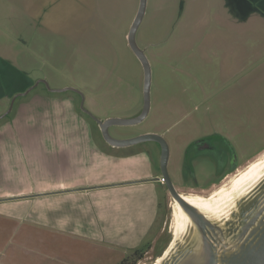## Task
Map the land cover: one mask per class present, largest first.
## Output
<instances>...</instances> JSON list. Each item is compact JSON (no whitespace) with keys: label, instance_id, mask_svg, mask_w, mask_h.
I'll return each instance as SVG.
<instances>
[{"label":"rangeland","instance_id":"374dc122","mask_svg":"<svg viewBox=\"0 0 264 264\" xmlns=\"http://www.w3.org/2000/svg\"><path fill=\"white\" fill-rule=\"evenodd\" d=\"M139 3L0 0V116L18 96L0 126L15 124L18 107L35 96L72 97L79 117L92 126L96 139L105 142L98 123L81 111L80 95L50 93V89L66 87L80 90L85 107L99 119L138 116L144 105V71L127 35ZM137 43L152 67L151 110L142 123L115 126L110 133L116 138L162 135L169 145L168 170L178 191L210 200L216 191L233 183L234 175L264 160V0H148ZM40 80L49 86L36 85ZM213 133L229 140L239 167L214 183V164L205 157L194 158L189 164L195 178L190 175L189 179L197 184L185 186L186 148L198 137ZM129 148L148 149L155 165L160 164L157 142L122 150ZM4 165L7 172L23 166L15 167L13 161ZM28 182L33 183L24 185ZM40 183L45 182L34 184ZM27 198L8 199L23 202ZM164 199L161 193L160 231L138 264H158L175 238L171 231L174 200L170 193L166 203ZM36 231L45 236L49 257L39 254L42 246H37L28 253L32 262L19 260L18 264H122L129 260L67 242L62 249L60 236L54 238L47 229Z\"/></svg>","mask_w":264,"mask_h":264},{"label":"crops","instance_id":"0c3cea01","mask_svg":"<svg viewBox=\"0 0 264 264\" xmlns=\"http://www.w3.org/2000/svg\"><path fill=\"white\" fill-rule=\"evenodd\" d=\"M35 98L21 103L15 124L0 126V264L32 262L28 253L37 246L48 258L38 229L60 236L62 249L67 242L124 260L152 244L160 231L161 193L165 203L169 194L153 154L96 139L76 112L75 98ZM5 161L23 166L7 172ZM19 196L28 198L9 200Z\"/></svg>","mask_w":264,"mask_h":264},{"label":"water","instance_id":"95a60500","mask_svg":"<svg viewBox=\"0 0 264 264\" xmlns=\"http://www.w3.org/2000/svg\"><path fill=\"white\" fill-rule=\"evenodd\" d=\"M148 0H140L137 15L127 35V42L144 71V105L134 118L99 119L85 107V95L66 87L51 92L73 91L81 96V110L98 123L103 140L114 148H128L144 142L161 146V173L172 199L185 215L186 224L158 264H264V171L234 194L223 214H211L187 201L174 185L168 170L170 149L160 134L148 133L132 138H116L111 127H129L142 123L151 110L152 67L145 51L137 43V33L145 18ZM48 83L40 80L39 83ZM18 96L13 97L10 110Z\"/></svg>","mask_w":264,"mask_h":264},{"label":"flooded vegetation","instance_id":"af4514ba","mask_svg":"<svg viewBox=\"0 0 264 264\" xmlns=\"http://www.w3.org/2000/svg\"><path fill=\"white\" fill-rule=\"evenodd\" d=\"M50 93L58 94L56 92H51V91ZM80 103H81V96H80ZM185 157H186V163L183 169L182 184L190 187H193L195 184H197L196 182H191L192 181L191 178L189 179L190 175L191 177L195 178L194 168L191 166V164H189V162L193 161L194 158L198 159L201 157H205L214 164L213 177L216 180L214 181V183L222 180L224 176H226L230 172H233L235 169L239 167V165H237V163L235 162L234 148L230 144L229 140L223 137V135L219 133L200 136L197 139L191 141V143L185 150ZM187 165H189L188 167L190 168H188Z\"/></svg>","mask_w":264,"mask_h":264},{"label":"bare ground","instance_id":"6f19581e","mask_svg":"<svg viewBox=\"0 0 264 264\" xmlns=\"http://www.w3.org/2000/svg\"><path fill=\"white\" fill-rule=\"evenodd\" d=\"M252 166H250L251 168L249 167V169L246 172L243 173L242 171L239 172V174L234 175L231 180L233 183L231 185L222 187V189L216 191L209 198L210 200H206L203 197H199V196L194 197V196L183 195V197L193 205L200 207L206 212L215 215L223 214L232 196L237 192H239L246 184L257 178L264 171V160L258 162L253 167ZM173 202L174 203H173L172 232H174L175 235L174 237L177 238V236L180 234V232L182 231L183 227L186 224V219L184 213L182 212L181 208L178 206L176 201Z\"/></svg>","mask_w":264,"mask_h":264},{"label":"trees","instance_id":"16d2710c","mask_svg":"<svg viewBox=\"0 0 264 264\" xmlns=\"http://www.w3.org/2000/svg\"><path fill=\"white\" fill-rule=\"evenodd\" d=\"M151 245V243L143 244L131 254V256L128 258L129 260H125L122 264H138L144 258V255L150 250Z\"/></svg>","mask_w":264,"mask_h":264},{"label":"built area","instance_id":"2783aa9c","mask_svg":"<svg viewBox=\"0 0 264 264\" xmlns=\"http://www.w3.org/2000/svg\"><path fill=\"white\" fill-rule=\"evenodd\" d=\"M159 181H160L161 183H164V184H165V182H166L165 178H163V177H161V178L159 179Z\"/></svg>","mask_w":264,"mask_h":264}]
</instances>
